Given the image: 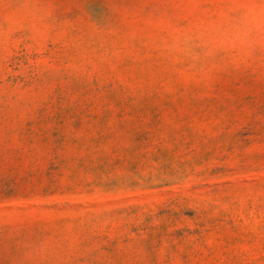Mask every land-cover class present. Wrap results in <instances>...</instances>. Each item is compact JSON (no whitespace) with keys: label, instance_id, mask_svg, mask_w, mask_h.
I'll use <instances>...</instances> for the list:
<instances>
[{"label":"rangeland","instance_id":"1","mask_svg":"<svg viewBox=\"0 0 264 264\" xmlns=\"http://www.w3.org/2000/svg\"><path fill=\"white\" fill-rule=\"evenodd\" d=\"M0 264H264V0H0Z\"/></svg>","mask_w":264,"mask_h":264}]
</instances>
